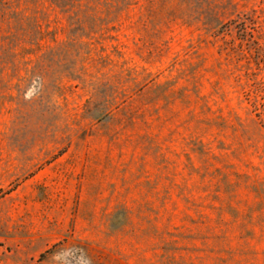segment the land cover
<instances>
[{"label":"rangeland","instance_id":"374dc122","mask_svg":"<svg viewBox=\"0 0 264 264\" xmlns=\"http://www.w3.org/2000/svg\"><path fill=\"white\" fill-rule=\"evenodd\" d=\"M0 264H264V0H0Z\"/></svg>","mask_w":264,"mask_h":264}]
</instances>
